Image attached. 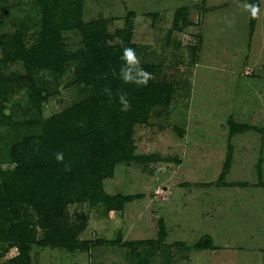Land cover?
I'll return each instance as SVG.
<instances>
[{"label": "rangeland", "instance_id": "obj_1", "mask_svg": "<svg viewBox=\"0 0 264 264\" xmlns=\"http://www.w3.org/2000/svg\"><path fill=\"white\" fill-rule=\"evenodd\" d=\"M257 1L253 19L250 0H0L3 170H17L16 144L105 89L81 81L85 23L103 19L111 46L130 24L136 61L154 68L165 100L135 125L128 160L103 181L106 194L129 199L122 211L69 203L65 215L85 226L80 248L69 250L53 246L63 235L43 227V213L54 209L20 204V216L0 215V264L20 255L21 242L28 264H264V0ZM183 16L189 22L177 28ZM44 42L71 57L64 77L32 59ZM27 75L48 93L41 109L17 81ZM25 181L14 185L27 195Z\"/></svg>", "mask_w": 264, "mask_h": 264}, {"label": "trees", "instance_id": "obj_2", "mask_svg": "<svg viewBox=\"0 0 264 264\" xmlns=\"http://www.w3.org/2000/svg\"><path fill=\"white\" fill-rule=\"evenodd\" d=\"M250 3L259 8L257 0H250ZM182 21L180 24L178 19L175 26L186 27L187 17L183 16ZM81 30L86 45V51L80 56L81 73H85L86 78L81 81L85 88L94 84L97 89H105L98 90L94 99L47 121L43 135H32L16 144L13 149L14 162L18 165L15 172L5 171L0 166V215L12 212L20 216L19 205L23 203H39L54 209L50 216L43 213L46 223L43 227L48 225L55 238L57 234L63 235L54 240L53 246L69 250L80 248L77 236L85 226L83 219L81 223H71L65 215L67 205L103 202L109 211L123 210L129 199L106 194L103 181L114 177L119 162L128 160L129 138L135 125L145 123L152 107L165 102L164 92L153 82L154 68L136 61L130 24L118 32L120 39L114 46L107 44L109 36L103 19L85 23ZM2 47L10 48L5 41ZM126 47L135 52L131 60L122 59ZM32 59L52 64L58 77L67 74L66 67L72 60L52 42H44L35 48ZM33 60L26 61L29 70ZM17 81L20 88L31 89L35 108L41 109L46 104L48 93L39 89L29 75L18 76ZM7 84L8 80L0 75V114L3 117L6 116L3 89ZM122 98L127 101V107ZM58 153L63 154L62 160H57ZM23 178L29 180L25 181V187L31 191L27 195L22 194L20 186L14 185L15 180ZM209 242L208 237L203 246ZM21 243L20 255L11 264H28L29 249L25 242Z\"/></svg>", "mask_w": 264, "mask_h": 264}, {"label": "clouds", "instance_id": "obj_3", "mask_svg": "<svg viewBox=\"0 0 264 264\" xmlns=\"http://www.w3.org/2000/svg\"><path fill=\"white\" fill-rule=\"evenodd\" d=\"M247 7L251 11V14H252L253 17H255L259 13L258 6H256V5H248ZM123 51H124V55H123L122 59H124V60H131L135 56V52H134V50L132 48H127L126 47V48H124ZM122 102L127 107V101L123 100V98H122ZM62 159H63V154L62 153H58L57 154V160H62Z\"/></svg>", "mask_w": 264, "mask_h": 264}]
</instances>
